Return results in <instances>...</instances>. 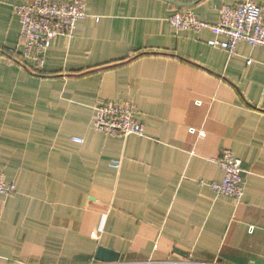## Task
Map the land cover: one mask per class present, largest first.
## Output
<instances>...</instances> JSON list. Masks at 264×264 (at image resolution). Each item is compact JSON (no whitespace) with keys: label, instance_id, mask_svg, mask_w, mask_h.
I'll use <instances>...</instances> for the list:
<instances>
[{"label":"crops","instance_id":"obj_1","mask_svg":"<svg viewBox=\"0 0 264 264\" xmlns=\"http://www.w3.org/2000/svg\"><path fill=\"white\" fill-rule=\"evenodd\" d=\"M28 1L0 0V170L16 186L0 196V264H264V46L228 57L212 30L168 23L264 0H84L41 65L22 64L13 7ZM109 100L135 105L143 136L94 129ZM225 149L237 203L200 185L222 180ZM99 247L119 260L95 261Z\"/></svg>","mask_w":264,"mask_h":264},{"label":"built area","instance_id":"obj_2","mask_svg":"<svg viewBox=\"0 0 264 264\" xmlns=\"http://www.w3.org/2000/svg\"><path fill=\"white\" fill-rule=\"evenodd\" d=\"M14 15L20 23V40L23 47L22 62L28 60L41 65L43 55L55 37L71 38L76 22L86 17L84 0H30L13 7ZM168 23L176 30L185 29L196 33L204 29L212 30L225 41H215L213 47L235 55L239 42L252 47L264 46V6L246 1L235 5H222L218 10L217 21L209 25L200 21L191 11L175 12ZM247 65L250 61L246 62ZM94 129L118 136H143V125L135 117V105L130 101L109 100L95 107ZM73 141L81 143V139ZM214 163L221 169L223 177L219 182H200L217 196L239 202L244 193L241 162L230 150H223ZM110 167L117 170L119 163L112 161ZM16 186L6 183L0 170V196L8 197Z\"/></svg>","mask_w":264,"mask_h":264},{"label":"water","instance_id":"obj_3","mask_svg":"<svg viewBox=\"0 0 264 264\" xmlns=\"http://www.w3.org/2000/svg\"><path fill=\"white\" fill-rule=\"evenodd\" d=\"M94 259L95 261L101 263H114L119 260V255L114 251L99 247L96 251Z\"/></svg>","mask_w":264,"mask_h":264},{"label":"trees","instance_id":"obj_4","mask_svg":"<svg viewBox=\"0 0 264 264\" xmlns=\"http://www.w3.org/2000/svg\"><path fill=\"white\" fill-rule=\"evenodd\" d=\"M22 64H24V63L22 62ZM35 72L37 73L38 76H42V75H43V73H41V71H39V70H37V69H36Z\"/></svg>","mask_w":264,"mask_h":264}]
</instances>
